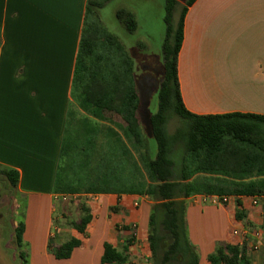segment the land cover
<instances>
[{"label":"crops","instance_id":"crops-1","mask_svg":"<svg viewBox=\"0 0 264 264\" xmlns=\"http://www.w3.org/2000/svg\"><path fill=\"white\" fill-rule=\"evenodd\" d=\"M111 1L0 0V169L18 174L13 191L22 199L24 216L14 225L22 223L20 241L34 242L28 264H41L35 257L42 251L49 264H152L153 201L123 180V161L111 165L112 171L116 168L112 177L118 179L107 180L106 191L54 190L55 176L64 170L62 146L69 115L76 122L83 106L92 111L73 82L89 2L95 4L93 19L117 37L132 59L133 71L135 46L148 58L153 54L162 59V44L154 52L142 37L136 45L125 44L106 26L101 10ZM158 1L164 11L165 0ZM177 1L183 6L186 0ZM120 2L110 13L116 27L131 35L138 28V14ZM120 9L135 18L132 32L117 18ZM176 67L189 112L264 116V0H193L184 12ZM135 85L139 109L136 78ZM124 135L118 138L127 148ZM222 196L192 193L185 199V224L198 264H222L209 256L227 245L237 249L234 264H264V202L254 203L256 195H227L225 201ZM87 213L89 220L80 232L74 224ZM72 238L80 243L68 257L55 258L49 251L50 240L57 247ZM104 242L116 250L118 259L101 261ZM75 253L83 260L78 262Z\"/></svg>","mask_w":264,"mask_h":264},{"label":"trees","instance_id":"trees-1","mask_svg":"<svg viewBox=\"0 0 264 264\" xmlns=\"http://www.w3.org/2000/svg\"><path fill=\"white\" fill-rule=\"evenodd\" d=\"M192 1H185L176 22L173 13L178 1L165 0L164 3L165 34L161 47L163 76L157 93L156 111L148 118L155 150L151 153L147 141L144 167L150 180H147L143 190L140 189L153 201L149 215L152 264H198L185 224V199L192 193L264 195V174L257 173L256 176L245 178L230 173L239 171L245 163L264 158V116L241 112L196 115L183 104L177 80L176 58L182 40L184 12ZM93 14L95 4L89 2L73 82L81 91L83 103L90 104L93 111L99 113L108 109L123 113L130 129V120L134 126L138 123V93L132 59L117 37L93 19ZM116 16L128 31L135 29L136 22L131 13L120 9ZM171 115L181 119L172 133L167 129ZM65 147L64 143L63 154L66 152ZM102 163H105L104 159ZM209 171H227L230 174L227 173L225 178L198 176ZM2 173L15 187L17 171L3 169ZM62 177L58 173L55 176V192L80 190L64 183ZM96 177L102 179L99 178L100 181L82 190H108L105 175ZM88 220L87 213L74 225L82 232ZM18 240L20 242V238ZM79 243L78 239L72 238L51 249V252L55 258H65ZM236 252L234 246L227 245L224 250L211 254L209 259L211 262L234 264ZM118 258L116 250L104 242L101 261L109 262Z\"/></svg>","mask_w":264,"mask_h":264},{"label":"rangeland","instance_id":"rangeland-1","mask_svg":"<svg viewBox=\"0 0 264 264\" xmlns=\"http://www.w3.org/2000/svg\"><path fill=\"white\" fill-rule=\"evenodd\" d=\"M120 1L122 0H112L101 10L103 22L111 31L119 35L125 44L136 45L135 40L142 37L147 40L146 44L151 52L157 51L158 46L163 42L165 32L164 11L159 5V1L123 0L125 5L128 3L138 14L139 25L136 32L131 35H126L116 27L115 19L110 13V9L121 3ZM181 7L182 5L178 4L174 10V22L178 18ZM133 48L135 50L131 54L135 61L134 76L140 91V108L137 112L138 123L134 126L130 120L129 129L127 127L129 122L125 115L111 109L99 113L96 110L93 111V108L92 111H89V107L83 106V112L79 117L76 116V122H73V114L70 113L65 130L66 156L63 159L64 170L62 172V179L69 186L82 190L86 186L94 185L96 181H100L99 178L101 177L96 176L104 173V178L108 181L118 179V177H112L113 174H116V168L112 171L111 165L116 167L117 163L122 161L124 176L121 177L124 178V181L128 179L129 187L135 186L143 190L147 180H150V176L147 175L144 167L146 144L148 141L150 151L154 153L155 143L149 131L148 118L157 108L155 98L163 76L162 59L160 61L153 54L151 58H148L149 56L145 55V51L143 52L136 46ZM180 122L179 117L171 115L167 124L168 131L172 133ZM74 125L78 127L75 129L73 128ZM122 134H125L123 137L126 143L124 142V144L128 146V150L125 145L120 143L121 138H118ZM103 159L105 163H102ZM2 170L0 169V264H28L27 261L31 255L30 247L34 242L30 240L26 242L22 239L18 242L16 234L17 232L20 233L22 223L20 226H18L19 224L14 225V222H19V219L24 216L23 202L19 198L20 196L15 195L13 187ZM118 170L121 174L122 171L119 168ZM227 173V171H209L198 176L225 178L228 176ZM230 173L232 176L245 178L256 176L257 173L264 174V158L245 163L239 171H230ZM238 179L236 178V180ZM105 184L107 185L106 182ZM185 205V211H187V203ZM49 243L51 246L49 251L56 248L53 240H50ZM33 251L34 253L38 252L37 246H34ZM43 253V251L39 253L35 260L38 258L41 264H49V260L43 256ZM75 256L78 262L83 260L78 253H75ZM50 258L52 261V257ZM79 264L81 263L79 262Z\"/></svg>","mask_w":264,"mask_h":264},{"label":"built area","instance_id":"built-area-1","mask_svg":"<svg viewBox=\"0 0 264 264\" xmlns=\"http://www.w3.org/2000/svg\"><path fill=\"white\" fill-rule=\"evenodd\" d=\"M226 197H227V195H223L221 197V200L225 201ZM258 200H262L264 202V195L254 196L253 202L256 203Z\"/></svg>","mask_w":264,"mask_h":264}]
</instances>
